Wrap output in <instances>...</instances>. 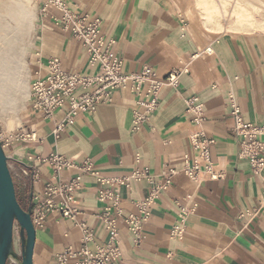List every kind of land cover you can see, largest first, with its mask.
I'll list each match as a JSON object with an SVG mask.
<instances>
[{"label":"crops","instance_id":"obj_1","mask_svg":"<svg viewBox=\"0 0 264 264\" xmlns=\"http://www.w3.org/2000/svg\"><path fill=\"white\" fill-rule=\"evenodd\" d=\"M39 1L30 60L33 74L46 77L49 61L55 57L69 72L99 74V65L91 66L82 41L54 20L63 13L50 7L49 15L43 16L40 9L45 0ZM68 4L79 16L101 21L109 53L124 61L127 73L150 67L160 79L174 70L181 75L177 85L161 89L157 111L149 113V121L138 129L135 115L145 111L138 102L151 99L146 98L147 83L140 95L117 89L111 102L79 114L57 134L69 104L52 118L31 110L27 126L36 139L7 149L21 204L28 209L50 181L59 184L81 176L82 183L75 193L77 221L53 212L37 228L34 264H56L69 247H82L81 224L93 231L88 246L107 243L110 231L99 218L107 208H112L109 217L116 219L120 230L121 264H264V171L256 174L247 160L238 158L231 131L234 104L245 123L264 122V32L223 33L200 44L169 0H68ZM189 99L201 105L204 128L216 139L212 154L224 172L222 178L194 181L182 173L190 135L196 129L195 115L187 111ZM52 153L65 156L74 166L57 174L49 164L36 161ZM86 163L99 174L82 173L80 167ZM138 169L148 176L119 188L122 212L117 216L119 207L100 200L97 191L112 186L98 178L127 177ZM36 171L38 179L33 178ZM168 179L172 184L160 190L143 225L144 239L137 244L124 219L139 214L138 201ZM184 205L194 210L182 237H175L172 229Z\"/></svg>","mask_w":264,"mask_h":264},{"label":"built area","instance_id":"obj_2","mask_svg":"<svg viewBox=\"0 0 264 264\" xmlns=\"http://www.w3.org/2000/svg\"><path fill=\"white\" fill-rule=\"evenodd\" d=\"M56 7L63 15L53 17L64 30L82 41L87 51V56L91 66L99 65L100 72L94 76L82 75L79 72H69L63 68V61L60 57H55L49 61L48 73L46 77L37 76L32 85L31 102L34 112L42 113L47 118L69 104L70 109L66 113L62 123L57 125V134L66 124L74 121L75 117L81 113L93 112L101 104L109 103L113 100V94L117 89L128 88L132 91L142 93L143 85L148 84L146 98L140 99L139 105L144 107L143 113L137 112L134 123L135 129L149 121V113L158 109V94L165 85H177L181 75L180 70H174L165 78H158L157 74L150 67H145L140 73H127L124 70L122 59H113L109 53V45L106 37L102 34L101 21H90L85 16H79L68 4V0H45L42 3L40 12L43 16L49 15V8ZM93 88V90H91ZM187 111L195 115L194 124L196 129L190 135V151L185 155V167L182 173L194 181L205 179L216 180L224 176V172L218 168L214 161L212 147L216 139L209 137L205 128V115L201 105H193L192 99L187 101ZM234 117L231 131L237 139L239 159L247 160L250 167L256 174L264 171V122L258 125L245 123L242 112L238 105L232 108ZM34 131L23 132L17 141H34ZM15 141V137L10 140L0 142L6 148ZM42 164H49L55 173L60 174L64 168L74 166L71 160L58 153H52L49 157L37 159ZM82 173L98 175L97 169L86 163L80 167ZM25 174H30L25 170ZM172 171V174H178ZM148 176L147 171L135 170L127 177H99L98 180L103 185H111L112 188L97 189L99 199L111 201L114 206H118L117 216L121 215L119 188L128 186L132 180L141 181ZM33 178L38 179V172H33ZM172 184L168 179L166 183L158 185L150 191L144 198L138 201L139 214H130L124 221L126 228L133 236V241L137 244L144 239L143 225L151 214L152 206L159 198L160 190L166 189ZM81 176L72 178L70 181L54 184L48 182L43 192L34 196L31 200L30 208L34 225L37 228L45 224L47 216L53 212H58L64 217L77 221L79 211L75 207V193L81 188ZM112 208H107L99 214L100 220L104 221L110 231V239L107 243L88 246L93 241V231L85 224H81L83 231V246L79 249L69 247L58 256L56 264H67L71 259H77L76 264H121L123 251L120 242V230L117 227L116 219H111L109 214ZM194 208L182 206L179 211L177 221L172 229V235L182 237L186 229L188 217ZM249 214V213H248Z\"/></svg>","mask_w":264,"mask_h":264},{"label":"rangeland","instance_id":"obj_3","mask_svg":"<svg viewBox=\"0 0 264 264\" xmlns=\"http://www.w3.org/2000/svg\"><path fill=\"white\" fill-rule=\"evenodd\" d=\"M169 2L190 35L200 44H208L210 39L223 33L263 31L260 27H264V0ZM39 3V0H0V139L11 142V137H15V141L6 147L8 150L25 142L17 141L23 132L32 131L27 123L33 110L31 91L36 74L31 71L30 60ZM9 164L11 169L13 163ZM14 248L21 260L19 226L15 230ZM8 264L20 262L13 257Z\"/></svg>","mask_w":264,"mask_h":264},{"label":"water","instance_id":"obj_4","mask_svg":"<svg viewBox=\"0 0 264 264\" xmlns=\"http://www.w3.org/2000/svg\"><path fill=\"white\" fill-rule=\"evenodd\" d=\"M10 157L0 142V264H8L14 258L20 264H34L37 229L31 215L19 201L16 185L10 169ZM20 229L21 260L15 252V230Z\"/></svg>","mask_w":264,"mask_h":264},{"label":"bare ground","instance_id":"obj_5","mask_svg":"<svg viewBox=\"0 0 264 264\" xmlns=\"http://www.w3.org/2000/svg\"><path fill=\"white\" fill-rule=\"evenodd\" d=\"M215 5V4H214ZM25 11H27V10H25ZM12 17V16H11ZM20 18V17H19ZM263 31H264V27H260ZM211 29V28H210ZM21 39V38H20ZM29 91H27V93H28ZM11 257H14V255L12 254L11 255Z\"/></svg>","mask_w":264,"mask_h":264},{"label":"trees","instance_id":"obj_6","mask_svg":"<svg viewBox=\"0 0 264 264\" xmlns=\"http://www.w3.org/2000/svg\"><path fill=\"white\" fill-rule=\"evenodd\" d=\"M19 201H20V199H19Z\"/></svg>","mask_w":264,"mask_h":264}]
</instances>
